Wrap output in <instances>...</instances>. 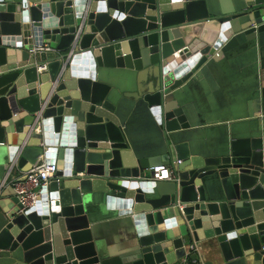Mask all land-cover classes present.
I'll use <instances>...</instances> for the list:
<instances>
[{
	"label": "water",
	"instance_id": "water-1",
	"mask_svg": "<svg viewBox=\"0 0 264 264\" xmlns=\"http://www.w3.org/2000/svg\"><path fill=\"white\" fill-rule=\"evenodd\" d=\"M221 58L242 114L205 124L189 87ZM41 156L21 210L4 163ZM193 241L210 258L188 261L264 264V0H0V264H172Z\"/></svg>",
	"mask_w": 264,
	"mask_h": 264
},
{
	"label": "crops",
	"instance_id": "crops-1",
	"mask_svg": "<svg viewBox=\"0 0 264 264\" xmlns=\"http://www.w3.org/2000/svg\"><path fill=\"white\" fill-rule=\"evenodd\" d=\"M35 45L37 44H34L33 47ZM8 49L15 51V48ZM226 60V58H221L210 61V65L201 72L199 78L190 84L189 90L192 97L190 100L193 102L195 111L202 123L230 121L242 114L243 88L248 84V76L243 63L239 61L228 63ZM141 77L144 78V81H147L150 75L145 71L143 75L141 74ZM213 135L215 134L210 130L204 133L206 139H211ZM14 140L17 141V137ZM42 157L45 158V156H41V159H43ZM4 167L8 173L5 175L7 186L10 185V179L22 177L25 172L16 165H12V162L4 163ZM101 232L103 237V231L101 230ZM119 234L120 232L117 229V234L112 233V239L109 242L121 240ZM199 253L202 256L201 261L210 258L207 253H203L200 249ZM189 260L194 261L193 259Z\"/></svg>",
	"mask_w": 264,
	"mask_h": 264
},
{
	"label": "built area",
	"instance_id": "built-area-1",
	"mask_svg": "<svg viewBox=\"0 0 264 264\" xmlns=\"http://www.w3.org/2000/svg\"><path fill=\"white\" fill-rule=\"evenodd\" d=\"M51 49L53 48L48 42H43L32 47L33 51H46ZM46 68V61L38 66V70H46ZM55 169V162L39 158L34 161L27 170H25L23 177L10 179V185L18 195V199L22 204L21 210L35 202L36 197L39 194L40 186L44 185L50 178L54 177ZM154 169V175L158 178H168L171 175L170 169L163 165H156L154 166ZM158 169L162 172H157ZM196 250H199L197 243L195 241L189 242L187 246H185L184 255L172 264H187L188 254Z\"/></svg>",
	"mask_w": 264,
	"mask_h": 264
},
{
	"label": "trees",
	"instance_id": "trees-1",
	"mask_svg": "<svg viewBox=\"0 0 264 264\" xmlns=\"http://www.w3.org/2000/svg\"><path fill=\"white\" fill-rule=\"evenodd\" d=\"M187 264H198V262L189 260Z\"/></svg>",
	"mask_w": 264,
	"mask_h": 264
},
{
	"label": "rangeland",
	"instance_id": "rangeland-1",
	"mask_svg": "<svg viewBox=\"0 0 264 264\" xmlns=\"http://www.w3.org/2000/svg\"><path fill=\"white\" fill-rule=\"evenodd\" d=\"M192 106L194 107V104H193V102H192ZM206 118V117H205ZM130 136V135H129Z\"/></svg>",
	"mask_w": 264,
	"mask_h": 264
}]
</instances>
